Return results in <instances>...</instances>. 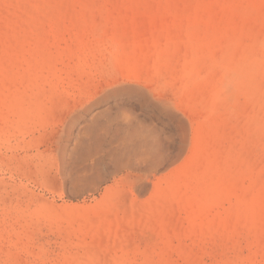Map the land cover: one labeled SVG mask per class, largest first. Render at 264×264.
I'll return each mask as SVG.
<instances>
[{
    "label": "rangeland",
    "instance_id": "obj_1",
    "mask_svg": "<svg viewBox=\"0 0 264 264\" xmlns=\"http://www.w3.org/2000/svg\"><path fill=\"white\" fill-rule=\"evenodd\" d=\"M0 264H264V0H0Z\"/></svg>",
    "mask_w": 264,
    "mask_h": 264
},
{
    "label": "bare ground",
    "instance_id": "obj_2",
    "mask_svg": "<svg viewBox=\"0 0 264 264\" xmlns=\"http://www.w3.org/2000/svg\"><path fill=\"white\" fill-rule=\"evenodd\" d=\"M114 93V92H113ZM105 98H106V96H105ZM98 163V162H97Z\"/></svg>",
    "mask_w": 264,
    "mask_h": 264
}]
</instances>
